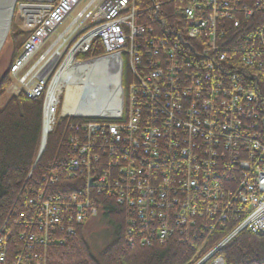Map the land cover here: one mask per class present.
<instances>
[{"label":"built area","instance_id":"built-area-1","mask_svg":"<svg viewBox=\"0 0 264 264\" xmlns=\"http://www.w3.org/2000/svg\"><path fill=\"white\" fill-rule=\"evenodd\" d=\"M83 1L21 0L19 8L23 14L35 12L30 18L24 15L30 34L11 69L27 98L34 99L48 91L47 99L59 72L50 78L54 61L62 54L56 52L48 56L49 53L45 52L25 75L19 77L17 74L67 19H71L70 25L75 24L69 36L74 30L81 29L80 23L86 22L82 30H89L82 37V42L85 38L87 40L81 46L74 42L68 48L66 60L69 55L73 58L87 52L92 41L98 38L105 54L119 58L121 68L127 64L130 78L121 91L123 106L118 115L111 117L113 119L100 116L94 121L79 123L87 127L83 130L85 133L93 131L97 134L96 145L125 161L130 160L127 162L129 166L119 167L116 179L111 183L105 177L96 179L98 176L89 168L91 157L85 158L82 152L80 157L68 161L67 173L71 177L85 178L84 192L87 195L93 189L95 193L109 197L113 203L115 201L126 213L135 211L130 210V206H136L137 215L132 214V221H140L142 228L153 230V239L161 242L168 239L173 229L178 236L181 231L160 219L166 215L165 209L174 204V201L164 199L172 192L166 195L161 188L162 182H157L160 177L168 180L166 189L175 188L183 193L182 189L188 190L189 198L185 202L192 201L199 210L207 206L203 215L207 220H218L216 227L220 226L221 230L227 223L234 224L231 231L243 223L240 231L264 233V205L259 206L260 198L264 200V78L249 68L259 63L254 58V53L260 55V51H256L257 44L264 47V25L261 23L264 17L252 27L250 22L242 27L236 18L242 15L247 21L253 13L264 14V0H250L251 7L241 0H186L183 5L173 6V12L169 11V14L165 13V3L160 4L169 0H149L153 12L142 10L144 5H137L136 0H88L85 9L77 11ZM223 10L226 13L218 19L216 13ZM73 13L76 15L71 18ZM172 23L177 25L173 27ZM229 24L239 29L242 35L234 54L240 55L242 66H248L244 68L252 72L250 79L244 77L249 72L240 76L227 66L236 61L234 54L228 57L222 53L229 45L224 40ZM48 30L53 32L48 33ZM198 32L207 38L204 47L194 45L199 41L196 40ZM190 43L192 54L185 51ZM70 64H66L69 69ZM45 106L46 114L50 113L54 118L58 111L57 102L53 106L45 102ZM74 146L71 144L76 152ZM238 175L240 180L236 186ZM52 181L53 176H50L49 182ZM229 184L234 187L232 193L227 188ZM114 186L123 188L117 190ZM128 187L133 188L132 193L125 189ZM207 187L209 191L213 188L209 194L203 190ZM198 188L202 189L200 201L195 199ZM38 199L42 198L38 196ZM35 201L31 198L27 205L35 208ZM152 206L156 211L153 214L150 212ZM38 208L39 211L33 214L35 221H29L31 227L37 221L40 227L45 226L46 234L47 228L57 231L54 225L59 224L63 231L67 228L73 232L74 223L85 220L84 214L90 217L95 213L87 199L78 203L72 195L64 199L48 197ZM248 213H253L249 219L246 218ZM157 214L160 215L158 219ZM37 215L38 220L34 218ZM126 224L134 228L132 222L126 221ZM211 226L209 231L213 229ZM20 237L23 247H42L47 239V235L44 237L40 231L34 234L22 232ZM149 241L153 242L148 238L146 243ZM37 256L29 257L19 251L15 256L16 263L34 264L31 259ZM6 262V256L0 254V264ZM214 264L223 262L218 258Z\"/></svg>","mask_w":264,"mask_h":264},{"label":"rangeland","instance_id":"rangeland-1","mask_svg":"<svg viewBox=\"0 0 264 264\" xmlns=\"http://www.w3.org/2000/svg\"><path fill=\"white\" fill-rule=\"evenodd\" d=\"M136 1H137V5H139V4L144 5L142 10H147L148 12H153V10L151 8L152 6L150 5L149 0H143V2H140V0H136ZM185 1L186 0H182V1L169 0L167 2H164V1L160 2V4L165 3V4H163L164 5L163 7H165V5L171 6L170 11L173 12V9H172L173 6L183 5V4H185ZM189 1L190 0H188V2ZM241 1L243 4L247 5L248 7L252 6V3L250 2V0H241ZM87 3H88V0L83 1L79 5L77 11H80V10L83 11L85 9V6ZM20 4H21V0H17L15 7H14L13 14H12L11 24H10V29H9V32L7 35V39L4 41V43L2 44V46L0 48V75L6 69V65L8 63V61H7L8 56H9L8 52H9V46L11 44L10 43L11 40L9 39V37L12 33V30L15 29L17 31H21V32L27 34V36L18 39V43H17L18 52L15 55V58L10 65L9 73H8L10 84L5 89L3 95L0 96V108H2L11 97L16 96L21 89V87L16 83V79L11 74V69L14 66L16 59L18 58L19 54L22 53V50H23L26 42L28 41L27 39H28V36L30 34V29L26 27L28 24L25 22L24 14L19 8ZM243 4H242V6H243ZM255 11H258V9L255 8ZM85 13H86V11H85ZM224 13H226L225 10H223L221 12H217L216 17L218 19H221V15L224 16L223 15ZM256 14L260 15V13H257V12H256ZM75 15L76 14L73 13L71 15V18H74ZM88 18H84V20L88 21ZM236 18L240 19V15H237ZM244 19H243V21H244ZM247 19L248 20L244 21V22H247V23L250 22V24H254V21L251 22L252 17H249ZM216 21L219 22L218 20H216ZM70 23H71V19L65 20L64 23L55 30V33L52 34L50 37H48L46 41H44L43 45L35 53L34 57H32V60L30 61V63L20 73L17 74L19 77H21L22 75H25L27 73L28 69H30V67L32 65H34L35 62L39 61V57L42 54H44L45 52H47V54L49 53L48 56H50V54H53L56 52L62 54V56L60 58H55L54 67H53V70L51 72L50 78L52 79V77L55 76L57 71H60V69L64 66V64L66 62L67 50L70 47V46H66L67 43H69V41H70V43L68 45L72 44V42H75L78 39L77 37H79L80 35H83V33H85V32L87 33L88 32L87 30H89V29L82 30L84 28L83 26L86 25V22H84L83 24L80 23L81 29L78 28V29L74 30L73 34L69 36V34L71 33V31L73 29V26L75 25V24L70 25ZM261 23H263V25H264V21H262ZM186 24H188V23H186ZM172 25L174 27L177 24L172 23ZM181 26H183V24ZM253 26H256V25L254 24ZM68 27H70V29H68ZM210 27L213 28L212 25ZM66 29H67V32H66ZM80 30H82V31H80ZM66 33H68V34H66ZM196 40H199V41H196L194 45H196L198 47H204V42L207 40V38L204 34L199 33ZM217 40H218V37L216 36V41ZM216 41H215V46H216ZM257 45H258V49H256V51L257 52L260 51V55H257L254 53V58L256 60H259V63L257 65L254 64L252 67H249V68L256 70L257 73L264 78V70H259L260 68L264 69V52H263L264 47L260 46L261 45L260 43ZM190 47H191V43H190V46L187 47L185 51H189L192 54L193 52L189 50ZM105 53L106 52L104 51V55H102V56H107V54H105ZM77 55H75L71 60L70 70H72V68L74 67V63L82 64L85 62L87 63L89 60H91V59H88V60L78 61L76 59ZM102 56H99V57H102ZM56 57H57V55H56ZM244 67H248V66H244ZM127 68H128L127 64L124 63V67H122L120 85L124 83V86H125L126 82L130 78V72ZM90 69H88L87 71L85 70V73L87 75L91 74ZM102 70H104V68ZM105 72H107V71L104 70L103 73H105ZM124 72H125V74H124ZM123 74H124V77H123ZM51 79L48 81V84H47L48 87L51 84L50 83ZM87 79H90V78H87ZM31 82H32V80L29 81V84H31ZM47 92L48 91H46L45 93H42V95H40V97H36L34 99L27 98L26 95L23 93L24 96L26 97V99H28V100L41 99V102H42L40 143H39V147H38L37 156L35 158L33 166L31 167V170L29 172L28 177L31 176L33 170L36 168L39 160L41 159V157L44 153L45 147H46L47 137L52 132L55 123L59 119L66 118V120H67V122H66V139H65L66 149L70 150V148H72L71 144L75 145L74 148L76 147V152H75V149L72 148L73 153H72V155H70V154L68 155L67 160L69 161L70 157H77L78 155L80 157V154L83 152L85 158H87V156L89 155L92 159L91 161L88 160L90 162L89 168L92 169L96 173V175L98 176V178H96V179H99V177H105L108 179L107 181H109L110 183L112 181H114L116 179L117 169H119V167H128L129 165L127 162L130 160L125 161L120 156L113 154L114 152L110 153L106 149H104L103 147L96 145L95 138L97 137V134L95 132H93V131L88 132L87 131L89 133V134H87L83 131L87 127H82L83 124L80 125L79 122L83 123V122H87V121H94V118H96L94 115H74V116H68L67 114L64 115L63 106H64V100H65V96H66V89L64 87H62L60 89L61 96L59 98L60 104H59V108H57L58 111L56 110L57 111L56 112L54 110L56 112V116L53 118L51 127L48 130L44 131V125H43L44 119L43 118H44V114L47 111V107L45 106L46 95H47L46 93ZM105 117H110L108 119H113L111 117H114V116H105ZM83 149H85L86 151H84ZM228 162H229V160L227 161V169H229ZM139 167H141V165H139ZM176 169H177V167H176ZM62 172L65 173V178H67L68 180H71L70 178H73V180L76 181V178H78V177H71L72 175L67 173V164H66V170L64 169ZM59 174H60L59 169L58 168L56 169L54 166V163H53L46 168V170H45L46 177L43 176L41 178V182L45 181L46 179L49 182V177L53 176V181H52V183L49 182L48 186L53 185L54 182L57 180V176ZM73 176H75V175H73ZM236 179H237L236 186H238L240 176L238 175L236 177ZM95 181L97 183L100 182V180H95ZM141 181H144L143 177H141ZM160 181L162 182L161 188L164 189V192L166 193V195L170 191L172 192L171 195L165 196L164 199H166L167 201H171V203L174 201V204H172L171 208L165 209L166 215L164 217L162 216V218H160V219H164V221L166 220V223H168L169 226L178 227L179 230L181 231V234L178 236L177 234H175V229H173L171 235L168 237V239L165 242H161L160 239L159 240L153 239V235H152V233L154 234L153 230L151 231V229H149V228L147 229L146 227L142 228L140 221H137L136 223L132 221V219H131L132 214L135 213L137 215V210H136L137 207L135 205L134 206L136 207V209H134L135 207L130 206V210H135V211L126 213L125 211H123V207L119 208L115 204V201L113 203V201L108 199L109 197H107L105 195L102 196L99 193H95L93 191V189H90L88 191V195H87L84 192V188H81L79 185L74 187V191L71 192L70 194H67V195H54L53 194L49 197V198L61 197L62 199H64L66 196L72 195L73 197H75L77 199L78 203H81V202L84 203V199H87L89 206L93 207L95 209L94 215H90V217L89 216L86 217V215L84 214L85 220L81 221L82 222V223L80 222L81 224L80 223H78V224L74 223L73 232L72 231L69 232L67 230V228H66V231H65V229L63 231L62 225L59 224V225H54V228L58 232L55 230L47 228V234H46L45 226L40 227L38 221L35 223L34 227H31L32 222L29 220L35 221L33 219V214L35 212L39 211V208H38L39 205L44 200H46L48 198V196L50 195V194H45L44 192H38V191H40V189H38V188H35L36 190H31L30 192H28L27 189H22L23 190L22 194H24L22 196H23V199L26 200V202L30 201L31 198H35L36 201L33 204L35 206V208L31 207V209H29V211L31 212L30 216H29V218H26L23 221L16 220L15 212L9 214L8 217H10V220L12 223V224H10V226H11L10 229H15L14 226H16L17 227L16 231H19L21 233L23 232V233H28V234H34V233H37L38 231H40L42 234H44V237H45V235H47L46 244L42 247H40L39 245L38 246L34 245L31 247H23L22 245H20L23 253L28 254L29 257L34 256V255H38L36 257V259L33 257L31 259L34 261V264H48L49 249L52 246H56L57 244H62L63 241L65 240V238L74 236L79 229H81L82 237L84 238V240L88 244L91 253L96 254L98 251H100L102 248H104V246L109 241L110 226H109L108 221H110V218L105 217V215L109 214L107 211L111 210L110 208L116 209V212H114V214L120 220L119 222L122 226V229H123L122 231L124 234V245H125V247H127L129 249H131V248L143 249V248H148L151 246H163L166 243L171 242V241L176 242V244H179V245H182V246H185L186 248H188L189 252L192 254L191 261L188 264H214V263H216V260L218 258H220L224 264V261H223L222 257L218 254V252H220L226 245H228L232 240H234L240 233L244 232L246 234H251V233H248V231H246V230L240 231L242 229L243 223L241 225H239L237 228H234L232 231H231V229L233 227L232 225H234V224H230V223L228 224L227 223L223 226L224 229L221 230L220 226L216 227V224H218V220H207L208 218H206V216L203 215V214H206L207 206H205V208L199 210L197 207L192 205V201L185 202V200L189 198L188 190L185 191L184 189H182L185 192V193H183L182 191H179L175 188L169 187L168 189H166L167 184H168V180L167 179L165 180L163 178L161 179V177H160L157 179V182H160ZM96 182H94V183H96ZM242 184L243 183H241L240 186ZM93 186H95V185H93ZM240 186H239V188H240ZM114 188L117 190H120L123 188V186H119L118 188H116V186H114ZM227 188H228V190L231 191V193L234 191V187L231 184H229L227 186ZM125 189L126 190L128 189L127 191H129L130 193L133 192V190H132L133 188H131V187H128ZM203 190L204 191L206 190L207 191L206 194H209L211 192V190L213 191V188L210 191H209V187L203 188ZM197 191L199 192V194H196L197 198H195V197L194 198L196 200L198 199V201H200L202 189L198 188ZM236 191H237V189H236ZM231 195L232 194H229V196H231ZM38 196H40L42 199H38ZM238 198L240 199V196H238ZM28 203H30V202H28ZM28 203H26V204H28ZM252 203H254L253 210H255L256 206H255L254 200L252 201ZM261 204L264 205V200H262L260 198L259 206ZM164 205H165V201H164ZM106 208H107V210H106ZM153 208H154V206H152V208L150 210L151 214L156 212V211H153ZM144 210L146 211L147 209H144ZM251 214H253V213H251ZM251 214L248 213L246 218L249 219L250 218L249 216ZM19 216H20V214H19ZM159 216L160 215L157 214V219ZM34 218L36 220H38V215H37V217H34ZM228 220H234V219H228ZM114 221L116 223H118L116 218L114 219ZM126 221L132 222L134 225V228H131L130 226H128L126 224ZM202 224H204V226H202ZM210 225L213 226V229L210 228L211 232L208 230ZM12 226L14 228H12ZM7 227L8 226H7L6 222H4L3 225L0 227V254L2 255V253H3L6 256V261H7L6 264H23L22 262L16 263L17 257L16 258L13 256L10 257V248L15 246L13 248L14 250L20 251L21 249H18V246H16V245H18L17 244L18 241L16 244L13 243L14 246H11L10 243H8L11 240V236H9V234L7 233V231H8V230H6ZM66 227H67V225H66ZM71 228H72V226H71ZM158 234H160V232H158ZM260 234H264V233H260ZM251 235H257V234H251ZM215 236L217 238H215ZM20 238L21 237L19 234L17 239L20 240ZM148 238L152 239L153 242L149 241L147 244L146 241ZM189 238H191V240H189ZM186 239L191 241V243L189 245H187L188 242L186 241ZM17 254L15 256H17Z\"/></svg>","mask_w":264,"mask_h":264},{"label":"trees","instance_id":"trees-1","mask_svg":"<svg viewBox=\"0 0 264 264\" xmlns=\"http://www.w3.org/2000/svg\"><path fill=\"white\" fill-rule=\"evenodd\" d=\"M170 7L165 5L166 14L170 13ZM263 17L264 14L257 15L253 13L251 22L254 21L256 25ZM243 19L240 15L238 20L242 27H245L247 24ZM254 24L248 25L252 27ZM26 36L27 34L21 31L12 30L9 37L11 44L8 52V63L6 69L0 75V96L3 95L10 84L8 73L10 65L18 52V39ZM241 36L239 29H234L233 25L229 24L227 32L224 34V40L226 39L229 45L227 51L226 48L223 50L221 48L222 53L225 52L228 57L232 56L237 49L238 42L242 41ZM102 55H104V50L97 38L92 41L88 51L78 54L76 59L82 61ZM234 57L236 61L230 62L227 66H231L230 69L232 71L236 70L240 76H244L246 72H249L244 77L250 79L252 72L242 66L240 55L238 56L236 53ZM41 112V99L28 100L22 92L11 97L0 108V227L4 222L7 223L6 230L11 236L8 243L14 246L18 241V245H16L18 249H22L20 245L23 246L21 241L17 239L21 232L16 231V226H14L15 229H10L12 223L8 215L15 212L18 221L29 218L31 213L29 209L33 206L26 204L27 202L22 196L24 195L22 189H27L30 192L38 188L40 189L38 192L50 194L48 197L53 194H70L77 185L85 190V178L80 176L76 178V181L73 178L68 180L65 178V173L62 172L64 169L66 170L68 155L73 153L71 149H66V118L59 119L55 123L52 132L47 137L44 153L31 176L28 177L38 153ZM53 163L55 168L59 169L60 174L54 184L48 186V180L41 182V178L46 177L45 170ZM110 209L107 211L109 214L105 215V217L110 218V221H108L110 232L109 241L104 248L96 254H92L88 244L82 237L81 229H79L74 236L65 238L62 244H57L49 249L48 264H188L191 261L192 254L189 249L172 241L163 246H151L143 249L125 247L123 229L119 218L114 214L116 209ZM115 218L118 223L114 221ZM14 227L12 226V228ZM215 238L217 237L215 236ZM14 247L10 248V257H15L19 252V250H14ZM218 254L222 257L224 264H264V234L240 233Z\"/></svg>","mask_w":264,"mask_h":264},{"label":"bare ground","instance_id":"bare-ground-1","mask_svg":"<svg viewBox=\"0 0 264 264\" xmlns=\"http://www.w3.org/2000/svg\"><path fill=\"white\" fill-rule=\"evenodd\" d=\"M32 12L26 11L24 13L25 18H30ZM7 14L8 11L4 17H6ZM4 17L0 21V41L4 37L3 35L5 34L7 28L6 20ZM53 30H48V33L49 32L52 33ZM44 34L47 35L46 32H44ZM85 34L86 32L83 33V35L77 37L78 39L75 41V43L78 42V45L81 46L82 43H84L87 40V38H85V40L82 42V37L85 36ZM72 56L73 55L68 56L64 66L58 72L56 80L54 81L52 87L50 88V93L46 99L47 105L53 106L57 102V108H59V104H60L59 98L61 96L60 89L64 87L66 89V96L63 106L64 115L66 114L68 116L94 115L96 118L100 116H117L123 106V97L121 91L124 87V83L120 85L122 68L119 58L109 55L117 62V64L120 67V81L118 82V80H116V83L113 86H111V88L109 87L106 94L103 93L104 95L103 94L97 95L94 92L92 93L89 92L88 97L85 99L84 94H86L87 93L86 91H88L91 87V84L87 79L89 78V75L85 73V70L87 71L88 69L92 68L93 65L96 68H99V66H101L102 68L106 69L108 62L100 61L96 63L94 61H90L87 63L78 64L74 66L72 70H70L69 68L66 67V64H69L71 62ZM98 72L100 73L99 70ZM16 83L18 84V81H16ZM47 90H48V86H47ZM19 92H22L21 89ZM43 119H44L43 122L44 131H46L50 128V124L51 121L53 120V117L50 115V113L47 114L45 113ZM190 243L191 241H189L187 245H189Z\"/></svg>","mask_w":264,"mask_h":264},{"label":"water","instance_id":"water-1","mask_svg":"<svg viewBox=\"0 0 264 264\" xmlns=\"http://www.w3.org/2000/svg\"><path fill=\"white\" fill-rule=\"evenodd\" d=\"M16 2L17 0H0V21L8 11L7 16L4 17L6 20L7 28L5 34L3 35L4 37L0 41V48L8 35L11 24V18ZM90 61H94L96 63L100 61H107L108 65L106 66V69L104 68V70L107 71L105 73H103L104 70H102L103 68L101 66H99V68H96L93 65V67L90 69L91 70L90 73L93 75L91 74H90L91 76L89 75L90 79L88 80L91 84V87L88 91H86L87 93L84 94L85 99L88 97L89 92L90 93L94 92L97 95H102L103 93L106 94L109 87L111 88V86H113L116 83V80H118V82L120 81V67L111 56L107 55L99 58H94L89 60L88 62ZM98 70L100 71V73L98 72Z\"/></svg>","mask_w":264,"mask_h":264}]
</instances>
